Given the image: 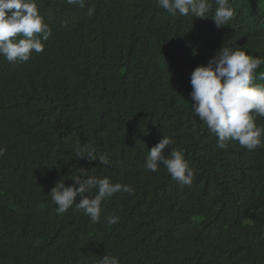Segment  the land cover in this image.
I'll return each instance as SVG.
<instances>
[{
	"label": "trees",
	"instance_id": "16d2710c",
	"mask_svg": "<svg viewBox=\"0 0 264 264\" xmlns=\"http://www.w3.org/2000/svg\"><path fill=\"white\" fill-rule=\"evenodd\" d=\"M36 3L52 29L44 51L21 63L0 57V264H98L103 255L119 264H264V147L218 149L189 95L192 70L222 45L264 59V0H229L235 15L223 28L172 16L156 0ZM262 75L264 64L254 83ZM163 135L184 151L190 186L163 166L144 167ZM77 143L111 164L77 158ZM78 168L135 192L106 199L96 224L71 208L59 215L48 193L72 184Z\"/></svg>",
	"mask_w": 264,
	"mask_h": 264
},
{
	"label": "clouds",
	"instance_id": "9594fccd",
	"mask_svg": "<svg viewBox=\"0 0 264 264\" xmlns=\"http://www.w3.org/2000/svg\"><path fill=\"white\" fill-rule=\"evenodd\" d=\"M66 3L85 8V0H66ZM156 3L172 16L211 18L217 28L229 25L235 15L229 0H156ZM94 11V7H88L87 15L92 17ZM51 35L52 29L39 14L36 0H0V57L7 62H27L33 52L44 51L43 42ZM261 64L264 59L247 54L234 44L222 45L206 65L196 66L190 74L191 111L215 135L216 147L220 150L227 149L231 141L248 151L264 147V125L256 123L257 117H264V84L254 83L255 72ZM260 79L264 80V75ZM174 143L172 138L163 135L147 149L144 167L157 172L163 166L180 186H190L194 170L182 149L170 147ZM166 147L171 148L167 156ZM6 151V146H0V158ZM73 151L77 158L89 162L98 160L104 166L111 164L107 153H97L93 147L77 143ZM78 169V174L71 178L72 184L65 186L64 182H56L48 193L59 215L71 208L83 211L90 222L96 224L106 199L119 192L129 195L135 192L130 185L113 183L108 177ZM118 221V217L107 219L109 224ZM98 264H119V260L116 256L103 255Z\"/></svg>",
	"mask_w": 264,
	"mask_h": 264
}]
</instances>
